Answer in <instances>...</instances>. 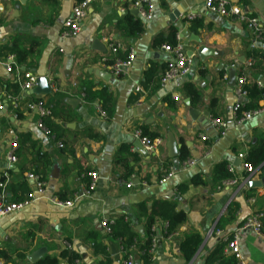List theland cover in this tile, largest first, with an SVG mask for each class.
<instances>
[{
    "label": "crops",
    "instance_id": "crops-1",
    "mask_svg": "<svg viewBox=\"0 0 264 264\" xmlns=\"http://www.w3.org/2000/svg\"><path fill=\"white\" fill-rule=\"evenodd\" d=\"M78 1L0 0V92L6 85L17 83V76L7 74L2 65L8 62V57L1 53L12 46L28 53L20 73L46 77L51 89L46 96L20 93L17 103L21 120H15L9 108L11 102L1 94L5 103L0 110V179L4 178L6 183L5 203H18L15 202L17 196L11 195L8 187L27 181L25 170L30 167V152L21 148L18 162L10 169L6 154L12 138L28 134L30 141L52 161L45 180V198L21 211L0 216V264H37L45 258L56 259L58 264H71L61 257L65 250L63 241L70 244L67 251L74 253L81 264H124L125 252L119 242L104 238L99 223L124 217L141 242L144 218L138 207L143 203L149 210L154 201H174L177 209L185 213L186 220L171 238L164 235L161 223L155 226L154 251L148 264H223L219 260L208 263L210 255L222 242L215 234L218 228L223 236L236 241L246 264H264V242L251 230L241 229L251 214L264 213V189L250 190L245 186L239 192L235 187L217 191L211 183L214 165L223 161L232 165L233 176L239 177L240 165L234 166V160L238 154L246 155L264 135V112L241 125H234L232 108L237 99L234 87L228 85L229 73L233 71L234 85L236 78L244 75L249 85L260 83L264 88V70L259 58L264 56V41L256 40L253 33L234 18L207 12L206 0H150L154 8L150 21L133 15L135 10L130 0H94L80 23L79 34L61 39L63 24ZM228 1L230 6L239 7L264 27V0ZM126 12L142 23L140 36L127 37L115 27ZM188 15L196 18L188 21ZM171 28L177 31L176 38L183 36L179 43L186 57L191 59L192 67L185 77L161 84L160 75L171 55L152 42L160 34L166 38ZM191 39H199L200 45L218 55L201 61L196 55L199 45ZM94 41L98 49L93 48ZM109 45L119 46L124 59L127 53L134 54L131 66L120 77H115L107 65L115 58ZM250 60L252 65L248 67ZM150 66H155L157 72L152 82L144 83ZM84 81L94 85L93 91L104 89L111 96L110 113L106 118L99 115L97 102L84 101L80 93ZM187 88L198 93L197 102H192ZM53 93L64 95L67 104L63 118L54 120L68 149L65 154L60 152L53 137L38 129L39 116L30 104L35 99L47 103ZM175 96L178 101L173 100ZM188 99L190 108L200 113L195 123L187 118L188 107L184 102ZM71 100L77 101L72 102L74 106L67 102ZM203 113L207 116L202 117ZM212 119L226 123L223 136L213 128ZM136 128L156 135L161 139L160 146L154 152L143 151L132 136ZM90 135L98 140L91 139ZM204 136L207 141L201 140ZM168 137L174 139L178 156H168ZM121 146L128 147V156L123 163L116 164L115 157ZM131 147L136 148L138 154H132ZM187 161L194 164L183 169ZM168 168L175 172L174 177L159 184ZM21 169H24L22 173ZM257 171L255 180L259 181L262 173ZM92 172L97 174L98 180L90 197L82 198L70 208L58 207L49 201L62 195L68 201L75 193H81L86 187L83 176ZM194 176L206 182L205 186L191 185ZM128 183L132 186L127 187ZM183 185L187 189L180 194L177 188ZM28 187L31 188L29 183ZM140 227L142 234L137 232ZM94 233L101 236L97 243L105 249L104 253L94 249L88 239ZM192 233L198 234L202 241L194 256L186 261L180 244ZM41 249V258L30 263L27 257ZM133 255L134 264H144L137 249L133 250ZM227 257L232 256L225 253L224 245L221 258Z\"/></svg>",
    "mask_w": 264,
    "mask_h": 264
},
{
    "label": "trees",
    "instance_id": "trees-1",
    "mask_svg": "<svg viewBox=\"0 0 264 264\" xmlns=\"http://www.w3.org/2000/svg\"><path fill=\"white\" fill-rule=\"evenodd\" d=\"M80 1L81 0H79L78 2ZM115 27L117 28V30L121 31L130 38L138 37L143 33L142 23L138 19H134V17L128 12H126V14L121 17ZM176 33L177 31L171 28L167 33L166 38H164L163 35L160 34L153 39L152 45H167L173 48L177 44ZM5 50L6 52L4 51L1 53L2 56H13L19 70L21 67H24L23 61L28 54L27 51L22 50L16 46L6 48ZM122 53L123 52H121V50L118 51L119 58L124 59V57L120 56ZM259 58L262 62L264 70V56L262 55ZM113 61L108 62L107 65H111ZM156 72V67L150 66L145 73L144 83L152 82ZM21 82L22 81L6 85V87L3 88L2 92H0V96L1 94H3L7 97H18L21 93ZM93 88L94 85L91 82L84 81L81 83L80 93L84 95L85 102H97L99 104V109L107 116L110 113L109 103L111 102V96L104 89L97 92L93 91ZM243 89L246 92L247 99L244 103H242V107L236 114L237 117L240 116L242 111H254L259 109L261 104L260 101L264 94V88H260L257 85H249L247 82L243 86ZM186 92L192 102L198 101L199 95L196 91H194L192 88H187ZM39 101L43 102V104L48 108L50 115L39 118L38 122H40L42 127L47 131L48 136L53 137L56 142L61 143L62 148L60 152L62 154H65V152H68V149L62 142L59 125L54 122V120H60L61 118H63L62 114L64 113V108L67 106L65 102V96L60 93H53L52 97H49L47 103H45L43 100L37 99H35L31 103H36ZM9 108L15 120L22 119V113L20 112L19 106H17V108L14 110H12L11 107ZM142 133L144 136L149 137L150 139L156 138V135H148L143 131ZM90 138L93 140H98V137H96L95 135H90ZM16 141L18 146L16 151L17 159L19 158L21 148H27L30 152V167L29 169L25 170L27 171L26 175L31 174L37 177L39 181L45 183L47 173L52 167L51 158L48 155L41 153L40 149L30 141V137L28 134H17ZM128 151L129 149L127 146H121L118 149L115 157L116 164L123 163L126 160ZM69 152L72 153L71 151ZM245 160L251 165L252 168L259 169L260 172L264 174V135L260 139H258L257 143L246 153ZM227 167L228 163L225 161L219 162L213 167L211 183L213 186H215L214 188L216 190L223 181L233 177V175L229 173ZM169 169L170 168L167 169L164 175L168 173ZM23 170L24 169L20 170L21 173L23 172ZM64 173V175L66 176L67 173ZM241 175L243 176L244 174L241 173ZM83 178L85 180V186L87 187L89 184L88 174L84 175ZM4 180V178H1L0 182H3ZM190 184L193 186H205L206 182L202 181L198 176H194L193 178H191ZM186 189L187 187L183 185L178 187L177 191L181 194ZM8 191L11 193V195L17 196L15 202L21 203L26 200L28 194L31 191V188L28 187L27 181L23 180L17 185L9 186ZM57 199L59 201L67 200L65 195L59 196V198ZM138 210L140 216L144 218V237L142 238L141 242L139 240L140 237L138 236L136 231L132 229L130 223L124 217H119L114 220L109 225L110 233H105V236L103 237H110L112 239H116L119 242L121 250L125 252V260L129 254H131L133 257V250L137 249L141 253L143 263L148 264L152 259V255L149 253V250L152 247L151 240L153 237H155L156 234L155 226L158 223H161L164 227V235L173 234L178 230L180 225L185 222L186 215L183 211L177 209V204L174 201H154L149 210L147 209L146 205L142 203L139 205ZM100 238L101 236L97 233H94L88 237L89 240L91 239L93 248L100 253H104L105 249L97 243V240ZM201 241V237L195 233L189 234L184 237L183 241L180 244V251L186 261H189L194 256L199 245L201 244ZM223 246L224 243L222 241L220 243V246L210 255L208 263L219 260L220 262H223V264H235V261L232 257H227L225 259L221 258ZM61 257L67 259L68 263L71 264H74V261L78 260V257L74 253H70L67 250L63 251ZM37 264H58V262L56 259L45 258Z\"/></svg>",
    "mask_w": 264,
    "mask_h": 264
},
{
    "label": "built area",
    "instance_id": "built-area-1",
    "mask_svg": "<svg viewBox=\"0 0 264 264\" xmlns=\"http://www.w3.org/2000/svg\"><path fill=\"white\" fill-rule=\"evenodd\" d=\"M93 1L94 0H82L73 6L70 17L63 24L64 30L60 34L61 39L72 38L79 34L80 23L86 17L87 11ZM130 3H131V7L136 11L137 16L140 18V20L150 21L152 19L154 8L150 0H130ZM204 5H205V10L210 14H214L219 17L234 18L236 21L244 24L246 28L253 33L256 40L264 41V27L258 22V20L256 18H251L246 16L239 7L230 6L228 0H206ZM194 18H196L194 15H188L186 17L188 21H191ZM176 40H177V44L173 48L167 45H163L161 47L166 53L171 55L170 59L166 61L165 68L162 71V74L160 75L161 84H166L175 79L185 77L190 73V69L192 67V61L184 54L182 50V46L179 43L180 39L176 38ZM109 50L115 56L114 61L111 65H109V68L115 77H120L131 66L132 61L134 60V54L130 52L127 55L126 59H121L118 56V51L121 50L119 46L109 45ZM7 60L8 62L2 64L5 72L10 75L11 74L16 75L17 83L19 81H22L20 84L21 92L23 93L30 92L36 86V80L38 77L25 72L20 74V70L18 69V66L15 63L13 56H9ZM251 65L252 64L250 60L248 61L247 66L250 67ZM224 79L227 80V77L225 76ZM245 83H246V79L244 75H240L236 78V82L233 88V93L237 99L236 104H234L232 108V114H233L235 126L241 125L242 123L264 112V94H263L260 101L261 104L259 109L254 111H242L240 116L237 117L236 114L237 112H239L240 108L242 107V100L247 98L246 92L243 89ZM257 85L260 88L262 87L260 83H257ZM17 99L18 97H6V100H9L11 102L12 110L16 109L18 106ZM173 100L178 101V97L177 96L173 97ZM4 103L5 102H3V99L0 96V110H2ZM30 104H31V108L37 112L39 118L50 115L48 108L43 104V102L39 101ZM98 113L101 117L106 118L105 113L102 112L99 109V107H98ZM211 124L219 136H223L225 131L227 130L226 123L220 119H212ZM37 127L38 129L42 130L46 135H48L47 131L42 127L40 122L37 123ZM9 134L13 136L12 131H9ZM132 136L140 144L143 151L145 150L148 152H154L157 149V147H159L161 144V139L159 138L150 139L144 136L139 128L133 130ZM12 140L13 141L10 143L9 150L6 154V162L9 166H13L18 162V159L16 157V151L18 148L16 137L12 138ZM201 140L207 141L208 138L204 136L201 137ZM57 146L59 149L62 148L61 143H58ZM130 152L132 154H138V150L134 147H131ZM237 159L240 162V169H241L240 176L239 177L233 176L232 178L223 181L220 184V186L217 188V190H224L231 187L233 188L235 187L236 192H239L242 188L246 186L247 182L255 180L258 171L257 169L252 168L251 165L248 162H246L245 154L242 153L238 154ZM193 164L194 163L192 161L191 162L187 161L184 163L182 168L184 169L185 167ZM227 168L229 173L233 175L234 168L232 167V165H228ZM174 173L175 172L172 169H169L168 173L160 178L159 184H163L166 181L171 180L174 177ZM241 173H243L244 175L242 176ZM88 177H89L88 186L85 187L81 191V193H75L70 200L59 201L57 198H50L49 201L58 207L70 208L73 206L75 202L81 200L82 198L90 197L96 187V182L98 180V177L97 174L94 172L88 173ZM25 179L28 182L29 181L32 182L31 191L28 194L26 200H24L21 203H14V204L5 203L6 183L0 182V190H1L0 216H6L14 212L21 211L24 207L28 206L30 203L45 198V183L39 181L37 177L31 174H27L25 176ZM131 186H132L131 183L127 184V187H131ZM250 202H254V200L250 199ZM112 222L113 221H109L106 219L102 220L99 223V228L102 229L104 233H110L109 225ZM241 229L251 230L256 237H258L264 242V213L256 212L251 214L243 222V224L241 225ZM175 234L176 232L170 235H166V237L171 238ZM215 234L221 237V240L225 245V253L233 257L235 264H246L241 257L238 246L234 239H231L230 237L227 236L226 237L223 236L222 231L219 229L215 230ZM151 242H152V247L149 250V253L152 255L154 251L155 237L152 238ZM62 245L65 250H70L71 248L70 244L67 241H63ZM74 264H81V263L79 260H76L74 261ZM124 264H134V260L131 254L127 256Z\"/></svg>",
    "mask_w": 264,
    "mask_h": 264
},
{
    "label": "water",
    "instance_id": "water-1",
    "mask_svg": "<svg viewBox=\"0 0 264 264\" xmlns=\"http://www.w3.org/2000/svg\"><path fill=\"white\" fill-rule=\"evenodd\" d=\"M137 13L135 11H133V15L135 16ZM176 14H178L177 12H174L173 15L177 16ZM172 19V18H171ZM178 38L181 40L183 38L182 35H178ZM192 41H194L197 45H199L198 49L196 50V55L198 56V58L203 61L205 60L206 57H210V56H215L218 55L214 50L208 49L206 47H204L203 45H200V40L199 39H191ZM97 41L93 42V48L98 49V45H97ZM187 44V43H186ZM186 44H184V46H187ZM234 80H235V75L234 72L231 71L229 73V78H228V85L231 87H234ZM51 92L48 80L46 77L41 76L38 77L36 80V86L30 91L28 92V95H36V96H46L49 95V93ZM70 105L74 106L72 104V102H77L76 100L73 101H67ZM189 99L188 101L184 102V105L186 107H188V112H187V118L189 119V121L192 123H195L197 121H199L200 119V113L195 110L190 108V103H189ZM207 116V113H203L202 117ZM136 145L138 147L141 148L140 144L136 141ZM167 149H168V156L170 158L178 156V152H177V146L176 143L174 141V139L172 137H168L167 139ZM234 166L238 167L240 165V162L238 159L234 160ZM14 166H10V169H13ZM54 170L57 171L56 167H54ZM52 178H55L53 176H51ZM30 185H32V182H28ZM246 187L248 189H259V188H263L264 189V174H262V177L259 181H249L246 183ZM200 190H203L202 188H200ZM137 232L139 234H142V227L137 229ZM43 253V249L32 253V255H30L29 257H27L28 261L30 263H34L36 260H38L39 258H41Z\"/></svg>",
    "mask_w": 264,
    "mask_h": 264
}]
</instances>
